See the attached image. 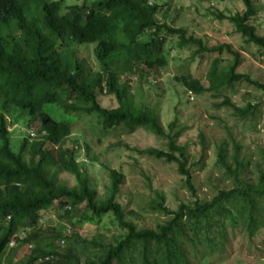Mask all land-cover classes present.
Segmentation results:
<instances>
[{
	"label": "trees",
	"instance_id": "obj_1",
	"mask_svg": "<svg viewBox=\"0 0 264 264\" xmlns=\"http://www.w3.org/2000/svg\"><path fill=\"white\" fill-rule=\"evenodd\" d=\"M148 1L95 0L88 13H72L67 18L58 15L60 0H0V111L18 110L14 119L23 122L25 129L47 133L44 140L23 137L14 151L7 120L0 112V257L8 251L12 238L25 232L27 239L18 247L34 245L25 255V264H205L225 251L231 233L228 224L232 228L238 225L228 209L232 199L247 206L241 229L246 238H252L264 225V152L259 150L257 160L250 163L240 157L241 147L226 131L231 145L226 140L220 142L215 164L223 170L221 177L230 182L229 188L216 189L211 198L199 199L192 184L195 164L190 165L189 144L177 143L187 126L177 127L174 118L163 128L157 114L163 93H157L153 101L136 104L144 93L133 95L128 80L121 82L119 77L139 74V70L165 69L170 55L165 51V40L174 38V49H191L190 66L174 81L195 97L215 94L236 83L262 90L264 86L235 73L239 55L230 46L208 47L185 28L165 24L168 9L148 5ZM240 1L242 13L224 16L212 7L210 14L228 21L245 45H253L264 58V34L259 35L257 21L261 8L257 0ZM85 46L92 47L85 49L92 53L95 66L82 58L85 55L80 48ZM223 50L233 56L232 63L222 69L219 60L213 59L204 76L193 77V62ZM103 91L116 101V108L100 106L98 95ZM222 106L233 108L241 118L254 115L256 109L250 104L236 109L228 99L217 108ZM60 110L68 116L80 114L83 120L79 124L72 117L57 121L52 116ZM73 121L77 128L84 129L79 132L80 147L91 164L98 163L92 145L108 150L122 147L137 157L174 164L190 199L170 210L165 206L166 194L152 189L151 180L145 177L147 183L137 199L131 202L125 195L124 203L121 187L125 176L121 170L103 164L100 167L107 172L108 185L99 196L95 181L64 147ZM139 128L165 142L167 151L131 148L123 142L124 136H134ZM111 137L114 144L108 143ZM198 143L202 156L206 149L203 134H199ZM68 181L73 185L68 186ZM48 210L60 213L72 228L85 224L92 227L102 218H110L101 232L112 227L118 233L112 241H105L101 235L82 239L68 227L62 236L52 230L44 234L41 212ZM148 212L158 215L153 226L144 221ZM79 244L93 245L101 251L93 253L88 247L76 251ZM59 247H63L61 251ZM48 255L53 256L51 261L38 262Z\"/></svg>",
	"mask_w": 264,
	"mask_h": 264
},
{
	"label": "rangeland",
	"instance_id": "obj_2",
	"mask_svg": "<svg viewBox=\"0 0 264 264\" xmlns=\"http://www.w3.org/2000/svg\"><path fill=\"white\" fill-rule=\"evenodd\" d=\"M257 3L261 8L257 18L259 35H263L264 0H257ZM61 4L63 10H61L60 15L68 14L71 12L70 10L80 12L82 7L86 8V4L79 0H62ZM151 4L162 6L165 10L168 9L164 19L165 24L173 28H185L188 33L202 39L208 47L224 44L230 46V49L239 55V65L235 69V73L245 75L251 81L264 86V58L258 54L253 45H245L240 36L235 34L232 25L228 21H219L210 14L211 10L209 8L212 7L223 13L224 16L242 13L244 6L240 0L210 2H201L200 0H149L148 5ZM163 4L166 5L163 6ZM165 42V51L170 53V55L168 54V66L165 69L158 71L139 70V74L136 76H122L120 81L128 80L133 95L137 92L144 93V97L139 101L136 100V104L138 102L153 101L157 93H163V98L158 100L160 109L157 114L160 123L166 129V125L177 118V127L187 126L177 143L181 145L189 144L190 165L195 164L191 169L192 184L199 199L204 197L209 199L215 194L216 189L229 188L230 182L222 179L221 172L223 170L215 164L216 148L220 142L226 140L228 145H231V142L227 139V132H229L232 142L241 147L240 157L247 158L250 163L257 160L259 150L264 152V90L247 83H236L230 88H221L215 94L206 93L197 97L189 95L182 86L174 81V78L184 75L190 66L191 49L189 48V51L188 49H174L176 43L174 38H166ZM87 48L92 49V47ZM82 52L89 63L95 66L92 53L85 48L82 49ZM213 59H218L219 67L225 69L228 64L232 63L233 56L225 50L220 53L206 54L203 60H196L192 63L191 73L193 77L204 76ZM156 82L158 83L156 84ZM224 99H228L236 109L244 108L248 104L256 107L254 115L241 118L237 116L233 108L227 106L217 108ZM98 102L103 108L114 109L117 107V103L112 97L103 94L98 95ZM45 108L50 107L46 106ZM1 112L6 116L9 123L8 131L11 138V148L17 151L19 141L27 136L29 132H34V130L25 129L23 122H18L15 127L12 121L15 111L7 109L1 110ZM72 115L77 123L79 120H83L80 114ZM63 119H66V117L63 116ZM142 129H137L134 136H124L122 138L123 142H126L131 148H154L167 151L165 142L157 141L149 131ZM83 130L74 128V134L64 141V147L69 153L76 156L78 166H84L88 175L95 181L99 196L104 195L103 189L108 185L107 172L100 167L105 165L113 170H121L125 176L124 184L121 187L124 203L126 202L125 195L131 198V202L137 199L136 195L141 193L147 183L145 177L151 180L152 189L166 194L165 206L170 210H176L180 201L190 199L183 178L177 173L174 164L168 165L161 160H155L147 156L137 157L134 152L122 147H113L108 150L105 147L95 145H92V150L93 154L95 153L98 157V163L91 164L80 147L82 144L79 132ZM86 130H89V127ZM199 134H203L206 140V149L202 156L198 143ZM109 142L114 144L116 141L111 137L108 139ZM93 154L90 153V156ZM200 158H202L201 161ZM61 177L67 179L65 176ZM65 183L68 186L73 185L70 181ZM129 204L131 208L134 207L131 203ZM246 208L247 206L237 198L230 201L228 209L236 217L238 225L232 228L228 224L227 231L231 233L225 251L221 257L215 255L210 261L207 260L205 264H264V225L252 238H246L245 233L241 230H244L246 222L245 217H243ZM41 214L44 234L52 230L62 236L63 232L70 229L72 233L77 234L82 239L90 237L93 240L94 237L101 235L105 238V241H112L118 233L112 227L106 228L105 233L101 232L102 227L109 224L107 222L110 218H102L92 227L85 224L72 228L68 222L61 218L60 213L57 214L53 210H48L41 212ZM157 217V214L148 212L144 217V221L147 225L153 226L156 221L154 219ZM159 219L162 220L163 217L160 216ZM85 247H88L87 250L93 253L101 251L93 245L85 246L84 244H79L76 251L83 250ZM26 248L27 246L17 247L14 251L7 252V254L0 257V264H25ZM62 248L59 247V251Z\"/></svg>",
	"mask_w": 264,
	"mask_h": 264
},
{
	"label": "clouds",
	"instance_id": "obj_3",
	"mask_svg": "<svg viewBox=\"0 0 264 264\" xmlns=\"http://www.w3.org/2000/svg\"><path fill=\"white\" fill-rule=\"evenodd\" d=\"M61 1L62 0H60V3H61ZM76 1H78V0H76ZM79 1H81L83 4H86V8L85 7H82V9H81V11L80 12H77V11H75V10H70L71 12L70 13H68V14H63V15H60V12H61V10H63V8H62V4H61V9H60V12H59V16H63V17H67V18H71V15H72V13H82L83 11V13H88V10H89V7H90V5L92 4V2H95V0H79ZM89 1H91L90 3H89ZM92 44V43H91ZM90 45V44H89ZM88 45V46H89ZM88 46H85V47H81L80 48V50H82V49H84V48H87ZM92 46H93V48H94V45L92 44ZM86 62H89L88 60H87V58L86 57H82ZM94 59V58H93ZM137 75V74H136ZM136 75H130V76H136ZM122 76H120L119 78H121ZM175 78H177V77H175ZM158 82H156V84H157ZM178 84V83H177ZM189 95H192L190 92H187ZM103 95H105V91H103V93H102ZM192 96H194V95H192ZM8 109H11L13 112L15 111V115L16 114H18L19 113V111L18 110H13L12 108H8ZM1 112V111H0ZM2 113V112H1ZM72 114H76V113H71V114H69V116L68 115H65L63 112H62V110H60V112L56 115V116H52V117H54L57 121L58 120H60V121H64V120H68V118H73L74 120H76L75 118H74V116L72 115ZM76 115H78V114H76ZM63 116L64 117H66V119H63ZM5 118H6V116H4ZM6 120H7V118H6ZM13 124H14V126L16 127L17 126V124H18V122H20V121H18V120H15L14 119V117H13ZM72 123V122H71ZM9 127V123H8V120H7V128ZM74 128H77V126H76V122L75 121H73V123H72V133L68 136V137H66L65 139H64V141L66 140V139H69L70 137H71V135L72 134H74L73 133V130H74ZM31 130V129H30ZM9 132V131H8ZM28 136H29V140H38V139H41V140H44L46 137H47V133L46 132H44V131H42V132H40L39 134L38 133H36L35 131L34 132H29V134H28ZM75 142H77L76 140H74ZM27 239V234L25 233V232H20V233H18L16 236H14L13 238H12V240L9 242V244H8V251L7 252H10V251H14L20 244H22V243H24L25 242V240ZM24 246H27V248H26V252L28 251V250H30L32 247H34V245H30L29 243H27V244H23V245H21L20 247H24ZM7 252L5 253V254H7ZM4 254V255H5ZM3 255V256H4ZM49 256V255H48ZM2 257V256H1ZM44 257H46V256H41L39 259H41L42 261H39V259H38V262L39 263H42V262H49V261H51L52 259H53V256H51L52 257V259L51 260H49V261H43V258Z\"/></svg>",
	"mask_w": 264,
	"mask_h": 264
},
{
	"label": "built area",
	"instance_id": "obj_4",
	"mask_svg": "<svg viewBox=\"0 0 264 264\" xmlns=\"http://www.w3.org/2000/svg\"><path fill=\"white\" fill-rule=\"evenodd\" d=\"M61 244H63V241H61ZM51 259H52L51 256H46V257L43 258V261H49V260H51ZM39 261H42V260L39 259Z\"/></svg>",
	"mask_w": 264,
	"mask_h": 264
}]
</instances>
